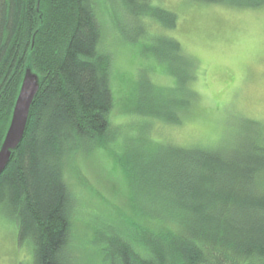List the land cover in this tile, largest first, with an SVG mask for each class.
<instances>
[{"label": "trees", "instance_id": "obj_1", "mask_svg": "<svg viewBox=\"0 0 264 264\" xmlns=\"http://www.w3.org/2000/svg\"><path fill=\"white\" fill-rule=\"evenodd\" d=\"M153 1L121 0L133 16L175 27L176 13ZM94 4L0 0V145L25 69L39 77L23 137L0 173V207L16 219L19 243L33 246L26 264H78L70 239L74 196L65 172L76 154L108 143L113 104L111 58L100 47ZM160 39L177 53V87L187 90L192 75L179 42ZM193 96L189 87L172 102L156 96L160 109L142 111L176 122ZM166 102L173 103L172 113ZM247 123L227 147L164 144L119 157L132 190V219L94 229L92 241L107 264H264V124ZM136 197L148 202L134 204Z\"/></svg>", "mask_w": 264, "mask_h": 264}, {"label": "rangeland", "instance_id": "obj_2", "mask_svg": "<svg viewBox=\"0 0 264 264\" xmlns=\"http://www.w3.org/2000/svg\"><path fill=\"white\" fill-rule=\"evenodd\" d=\"M153 3L176 13L175 27H163L145 15L133 16L121 0H95L100 47L111 58L113 104L108 143L76 154L65 172L74 196L70 239L78 264H107L92 241L95 228L130 225L132 190L120 168L122 154L164 144L227 147L248 129V120L264 124V5ZM159 37L179 42L192 75L187 90L177 87L176 74H181L177 53ZM188 87L194 96L178 112V121L142 111L159 110L162 103L156 96L172 102L179 94L186 95ZM168 102L165 110L172 113L173 103ZM134 202L148 201L136 197ZM32 258L31 241L19 243L16 219L0 207V264H26Z\"/></svg>", "mask_w": 264, "mask_h": 264}, {"label": "water", "instance_id": "obj_3", "mask_svg": "<svg viewBox=\"0 0 264 264\" xmlns=\"http://www.w3.org/2000/svg\"><path fill=\"white\" fill-rule=\"evenodd\" d=\"M38 88V75L27 67L24 71L9 123L0 145V173L7 165L11 151L17 148L23 137L29 109Z\"/></svg>", "mask_w": 264, "mask_h": 264}]
</instances>
